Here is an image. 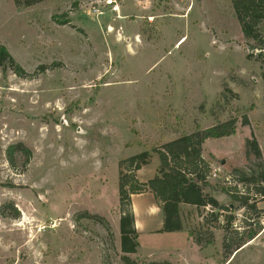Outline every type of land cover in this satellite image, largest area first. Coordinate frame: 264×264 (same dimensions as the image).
<instances>
[{
    "label": "rangeland",
    "instance_id": "rangeland-1",
    "mask_svg": "<svg viewBox=\"0 0 264 264\" xmlns=\"http://www.w3.org/2000/svg\"><path fill=\"white\" fill-rule=\"evenodd\" d=\"M106 1L20 8L0 0V47L31 76L0 71V264H124L119 162L231 119L236 134L207 140L202 157L220 171L205 193L235 208L232 229H222L229 213L215 221L210 208L184 206L183 231L142 234L128 257L264 264V197L233 177L264 170V78L248 60L255 43L232 0H116L119 14ZM17 144L30 152L28 163ZM156 163L136 172L138 180ZM221 187L250 190L259 213L240 209ZM190 231L203 245L191 243ZM244 232L253 239L228 259L225 237L234 250Z\"/></svg>",
    "mask_w": 264,
    "mask_h": 264
},
{
    "label": "trees",
    "instance_id": "trees-1",
    "mask_svg": "<svg viewBox=\"0 0 264 264\" xmlns=\"http://www.w3.org/2000/svg\"><path fill=\"white\" fill-rule=\"evenodd\" d=\"M47 0H15L17 7H32ZM235 15L241 26L243 35L246 39L255 43V46H249L251 51L248 54V60H256L261 64L264 78V34L259 30L261 23H264V0H232ZM258 52L255 54V52ZM11 69L20 78H29L28 75L8 53V51L0 47V71ZM243 125H249L247 117L243 120ZM237 132V122L231 119L224 123H219L206 130L197 128L192 134L184 135L170 141L160 148H154L152 151H144L130 158L122 159L119 162L121 170L118 194L121 206L120 231H121V251L125 254L122 258L124 264H137L128 257V255L136 254L139 248V235L134 227V214L131 210V197L133 195H141L152 193L158 201L162 210L164 221L161 233H176L184 230L181 206L190 205L197 209L210 208L211 214L215 221H218L222 213H229L222 222V229L228 232L232 229L234 221L235 208L224 206L209 194L205 193L208 187V178L212 167L202 157L203 145L207 140L222 139L234 136ZM14 148L20 149L27 155V163L30 159V152L24 148L23 144H17ZM247 152L251 153L255 158H261L260 148L255 140H247ZM156 154L159 158L160 165L157 174L149 181L142 183L138 180L136 172L140 171L151 161L152 155ZM9 160L12 163L11 155ZM262 168V167H261ZM122 170L125 174L122 175ZM234 175V174H233ZM237 181L245 187L255 188L256 195L264 197V170L261 172L245 173L236 171ZM261 184V185H260ZM219 190L228 196L232 203H238L239 208L259 213L257 202L251 201L248 190L247 194H242L231 187H221ZM257 197V196H256ZM220 214H214L215 212ZM247 221V218L243 219ZM245 224V222H243ZM247 224V222H246ZM248 225V224H247ZM234 232V231H233ZM239 235V233H236ZM190 238H194V243L198 246L203 245L194 232H188ZM253 232H244L240 236V242H237L234 250L229 244L227 236L223 242L225 256L229 259L234 252L242 249L248 242L253 239ZM212 238L206 244H210ZM169 264V263H161Z\"/></svg>",
    "mask_w": 264,
    "mask_h": 264
},
{
    "label": "crops",
    "instance_id": "crops-1",
    "mask_svg": "<svg viewBox=\"0 0 264 264\" xmlns=\"http://www.w3.org/2000/svg\"><path fill=\"white\" fill-rule=\"evenodd\" d=\"M176 139H178V138H176ZM155 162H157V163L154 167V171L152 173V176H150L146 180H140L141 182L145 183V182L149 181L150 179H152L157 174V170L159 168L160 161H159V158H155L154 156H152L150 163L148 165L144 166L139 171V173L144 171V169L148 168L150 165L154 164ZM184 206H190V205H182L181 209ZM191 207H193V206H191ZM131 210H132V213L134 214V220H135L134 227H135L139 236L142 234L161 233V230L163 228L164 217H163L162 210L159 207L158 201L152 193L148 192V193L141 194V195H133L131 197ZM187 236L189 237L188 234H187ZM189 239L191 241L190 237H189ZM191 243H192V241H191Z\"/></svg>",
    "mask_w": 264,
    "mask_h": 264
},
{
    "label": "built area",
    "instance_id": "built-area-1",
    "mask_svg": "<svg viewBox=\"0 0 264 264\" xmlns=\"http://www.w3.org/2000/svg\"><path fill=\"white\" fill-rule=\"evenodd\" d=\"M108 8H110V10L113 12V13H117L119 14V7L117 5V1L116 0H107L106 1V4H105ZM95 13H98V14H103L101 13L98 9H94L93 10ZM219 170L215 169V168H212L211 170V173H210V176L209 178H218L219 177ZM226 182H228L230 185V180L229 178H226Z\"/></svg>",
    "mask_w": 264,
    "mask_h": 264
},
{
    "label": "bare ground",
    "instance_id": "bare-ground-1",
    "mask_svg": "<svg viewBox=\"0 0 264 264\" xmlns=\"http://www.w3.org/2000/svg\"><path fill=\"white\" fill-rule=\"evenodd\" d=\"M110 31H112V29H110Z\"/></svg>",
    "mask_w": 264,
    "mask_h": 264
},
{
    "label": "water",
    "instance_id": "water-1",
    "mask_svg": "<svg viewBox=\"0 0 264 264\" xmlns=\"http://www.w3.org/2000/svg\"><path fill=\"white\" fill-rule=\"evenodd\" d=\"M252 239H250V241H251Z\"/></svg>",
    "mask_w": 264,
    "mask_h": 264
}]
</instances>
